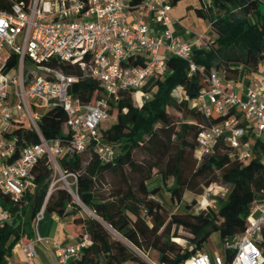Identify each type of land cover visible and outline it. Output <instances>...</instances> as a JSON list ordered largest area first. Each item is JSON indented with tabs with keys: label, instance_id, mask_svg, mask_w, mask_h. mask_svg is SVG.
I'll return each mask as SVG.
<instances>
[{
	"label": "trees",
	"instance_id": "1",
	"mask_svg": "<svg viewBox=\"0 0 264 264\" xmlns=\"http://www.w3.org/2000/svg\"><path fill=\"white\" fill-rule=\"evenodd\" d=\"M28 1V0H25ZM143 0H131L136 5ZM181 0H172L175 6ZM199 17L209 20L210 48L195 49L194 61L209 70L216 68L227 80L237 81L242 70L258 71L264 63V21L259 12V0H201ZM0 9L10 4L0 0ZM139 55V63L145 62ZM19 56L11 55L6 71L17 68ZM50 65L65 73L81 75L78 64L53 58ZM168 72L149 79L144 89L150 98L139 106L134 91L121 90L117 100L109 103L110 116L115 122L100 128V143L115 150L112 158H104L93 140L88 148L73 155L59 157L60 166L78 175L74 193L57 185L49 193L54 180V168L47 155L42 156L31 171L34 186L20 200H13L0 190V202L11 213V219L0 227V264L9 262L13 247L19 241H29L35 235L34 220L44 206L45 212L59 217H72L78 227L79 240L87 235L88 242L72 260V264H136L146 263L141 253L154 258L158 264H179L203 251L214 232H218L222 251L229 260L233 250L227 248L242 233L254 201L264 191V143L255 139L253 157L245 163L233 155L224 141L214 146L211 154L199 159L196 155L200 131L220 118H207L192 105L206 87L199 72L189 75V63L177 56L167 58ZM184 97H178V89ZM72 92L89 101L99 99L104 90L98 80L81 78ZM175 110L183 119H176ZM67 113L63 107L46 108L37 120L38 130L24 123H15L5 133L14 142L15 152L10 161L20 156L22 149L46 139L61 138L68 142ZM141 152V157L136 152ZM89 154L84 165L83 155ZM173 159V166L171 160ZM172 167L167 186L171 197L178 202L187 191L201 194L220 172L230 185L217 209L198 213L187 208L170 212L157 198L161 187L152 186L160 177L164 182ZM87 209V211L85 210ZM90 212V213H89ZM185 228L191 236L188 244L174 240L173 231ZM264 252V227L260 239Z\"/></svg>",
	"mask_w": 264,
	"mask_h": 264
},
{
	"label": "built area",
	"instance_id": "2",
	"mask_svg": "<svg viewBox=\"0 0 264 264\" xmlns=\"http://www.w3.org/2000/svg\"><path fill=\"white\" fill-rule=\"evenodd\" d=\"M5 1L10 9H0V190L13 200H20L34 186L31 171L44 155L72 193L78 175L62 169L60 156L84 152L96 140L102 156L112 158L115 150L100 143L101 124L110 116L109 102L117 100L121 90H132L137 104L142 106L150 98L145 85L151 77L168 72L169 56L186 60L189 75H203L206 87L192 105L207 118H220L200 131L196 149L199 159L224 141L232 155L245 163L254 155L255 139L264 143V70L250 71L255 74L250 85L238 88V80H227L216 68L208 70L197 64L194 50L210 48L214 41L210 36L194 41L179 38L172 28V0H143L136 5L131 0ZM13 53L19 56L18 66L6 71ZM140 54L146 57L144 63L136 61ZM53 58L78 64L81 75L50 65ZM80 77L98 80L103 96L86 101L75 95L72 86ZM53 105L63 107L67 113L69 141L46 139L39 133L40 142L24 147L20 156L10 161L15 144L5 133L15 123H24L25 118H30V126L39 132L37 120L43 112L38 108L45 110ZM68 177H73L75 183L68 182ZM60 179L53 180L49 193ZM45 213L44 206L37 212L35 232ZM10 219V211L0 202V227ZM263 227L264 191L254 201L245 230L227 245L233 250L229 260L221 251L203 250L179 264H264L260 245ZM43 239L37 233L22 242L28 264H34L35 244ZM87 242V235L70 245L54 239L58 264H72Z\"/></svg>",
	"mask_w": 264,
	"mask_h": 264
},
{
	"label": "rangeland",
	"instance_id": "3",
	"mask_svg": "<svg viewBox=\"0 0 264 264\" xmlns=\"http://www.w3.org/2000/svg\"><path fill=\"white\" fill-rule=\"evenodd\" d=\"M201 6H202L201 0H181L175 5L176 8H174L173 14L179 15L177 17L182 19V22L187 28L198 30L199 29L198 27H200L199 25H202L200 23L201 22L200 18L202 17H199L197 15L195 9ZM162 53H164L163 50H162ZM260 69L262 71L264 70V64L261 65ZM244 73L249 79L254 77L255 75L254 73L250 71L244 72ZM176 91H177L176 94L178 97H184L185 94L182 91V89L179 88ZM94 99L95 97L92 98V100ZM38 111L42 113L44 111V108H38ZM172 111L175 113L176 119L177 118L183 119V117H180L179 113H177L175 110L172 109ZM23 122L28 126L31 125L30 118L23 119ZM114 122H115V117L109 116L108 118L103 120L101 126L105 128ZM136 156L140 158L141 152L140 151L136 152ZM88 159H89V154L85 153L83 155L84 165L87 163ZM171 165L173 166V159L171 160ZM171 176H172V167L167 171L165 182L160 177H157L152 182V186L158 185L161 187V191L158 193L157 198L168 207L170 212H182L183 213L186 208L189 211L194 212V213H198L201 210H207L208 208L217 209L219 206V199L225 197V194L227 193V190L230 187L228 183H225L223 181V179L221 178L220 172H217L213 176V182L209 186L205 187L201 194H196L194 192L187 191L183 196V200L181 202H178L177 200H174L171 197L169 191L167 190V186L171 182ZM60 177H61L60 174L54 175L55 180L60 179ZM67 180L70 183H75V179L73 177H68ZM57 185L67 186L66 181L64 179H60L57 182ZM85 210L87 211V209ZM173 231L177 232L178 234V236H174V240L182 244L183 246H186L188 244L187 238L191 236L190 232L187 231L183 227H179L176 230L174 227ZM207 245L210 246L211 249L215 251H222V242L220 240V236L218 232H214L211 235ZM141 256L143 257L145 261H148V260L156 261L154 258L150 257L151 255L148 256L146 254L141 253Z\"/></svg>",
	"mask_w": 264,
	"mask_h": 264
},
{
	"label": "crops",
	"instance_id": "4",
	"mask_svg": "<svg viewBox=\"0 0 264 264\" xmlns=\"http://www.w3.org/2000/svg\"><path fill=\"white\" fill-rule=\"evenodd\" d=\"M176 8L173 6V10ZM172 10V28L175 34L184 40L194 41L200 36L209 37L210 22L207 19L200 18L199 29L187 28L182 22L181 18L173 14ZM259 12L262 20L264 21V0H259ZM155 27V24H152ZM251 79V78H250ZM250 79L242 70L240 78L237 82L238 88H247L250 85ZM1 125V118H0ZM78 227L73 223L72 217H59L55 213L46 212L44 217L39 221L38 230L36 234H40L44 239L41 242L35 244L36 256L34 258V264H58L59 258L56 251V245L54 244V239L58 240L63 245L74 244L79 240ZM220 236V235H219ZM221 240V239H220ZM22 242L28 241H19L12 249V254L9 257V264H28L25 261V256L22 248ZM208 243V242H207ZM206 243L204 250L209 251L210 253L220 252L211 249ZM214 251V252H213ZM144 264H156L154 260L145 261ZM126 264H136L134 262H127ZM158 264V263H157Z\"/></svg>",
	"mask_w": 264,
	"mask_h": 264
}]
</instances>
